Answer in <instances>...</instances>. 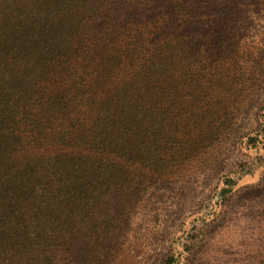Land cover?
Segmentation results:
<instances>
[{"label": "rangeland", "instance_id": "1", "mask_svg": "<svg viewBox=\"0 0 264 264\" xmlns=\"http://www.w3.org/2000/svg\"><path fill=\"white\" fill-rule=\"evenodd\" d=\"M200 1L196 30L220 33L224 78L240 80L233 108L189 127L175 158L66 146L58 111L54 132L10 149L8 163L36 169L33 192L0 200V264H264V0ZM60 151L79 165L60 173L47 159Z\"/></svg>", "mask_w": 264, "mask_h": 264}, {"label": "trees", "instance_id": "2", "mask_svg": "<svg viewBox=\"0 0 264 264\" xmlns=\"http://www.w3.org/2000/svg\"><path fill=\"white\" fill-rule=\"evenodd\" d=\"M201 3L0 0V200L14 204V190L33 192L36 164L8 163L10 149L54 132L55 120L65 117L66 146L175 158L188 143L186 130L215 123L233 108L240 80L224 78L226 50L215 48L220 33L196 30ZM147 143L162 149L147 150ZM79 154L60 151L47 159L62 173L79 165ZM9 185L16 189L7 191Z\"/></svg>", "mask_w": 264, "mask_h": 264}]
</instances>
